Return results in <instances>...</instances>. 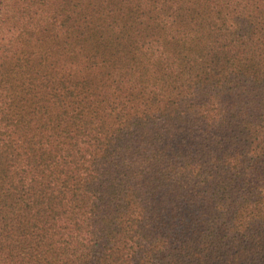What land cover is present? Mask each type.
<instances>
[{"label":"trees","instance_id":"trees-1","mask_svg":"<svg viewBox=\"0 0 264 264\" xmlns=\"http://www.w3.org/2000/svg\"><path fill=\"white\" fill-rule=\"evenodd\" d=\"M0 264H264V0H0Z\"/></svg>","mask_w":264,"mask_h":264}]
</instances>
